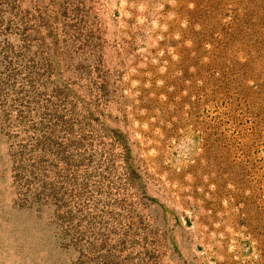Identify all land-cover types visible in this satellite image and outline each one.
<instances>
[{
	"label": "rangeland",
	"instance_id": "374dc122",
	"mask_svg": "<svg viewBox=\"0 0 264 264\" xmlns=\"http://www.w3.org/2000/svg\"><path fill=\"white\" fill-rule=\"evenodd\" d=\"M0 264H264V0H0Z\"/></svg>",
	"mask_w": 264,
	"mask_h": 264
}]
</instances>
